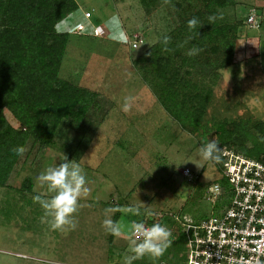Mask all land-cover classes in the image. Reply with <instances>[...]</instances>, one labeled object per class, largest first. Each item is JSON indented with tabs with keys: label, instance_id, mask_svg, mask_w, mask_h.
<instances>
[{
	"label": "rangeland",
	"instance_id": "1",
	"mask_svg": "<svg viewBox=\"0 0 264 264\" xmlns=\"http://www.w3.org/2000/svg\"><path fill=\"white\" fill-rule=\"evenodd\" d=\"M176 1L183 7L200 5L195 0L170 4L149 0L145 9L141 0H77L78 9L60 30L80 24L87 30L98 28L101 36L70 34L59 77L95 93L99 105L82 127L60 132L55 147L27 142L7 186L0 188V264H125L133 255L135 218L145 221L149 211L155 218L210 216V203L203 194L220 177L219 169L200 156L201 137L165 111L146 53L175 27ZM86 12L90 19L84 18ZM253 14L258 30L246 23ZM113 15L131 40L135 36L142 40L136 48L107 34ZM221 15L225 24L243 22L231 64L219 70L218 77L202 76L196 69L190 80L207 97L204 121L236 122L258 135L257 125L264 124V0H234ZM125 97L132 98L127 113L122 110ZM5 116L18 126L7 111ZM216 138L211 132L206 142ZM242 140L251 147V138ZM64 156L81 164L90 189V195L80 200L75 230H53L42 223L43 210L33 201L46 191L37 180L39 174L63 162ZM184 169L196 177L194 182L184 179ZM25 179L32 183L29 192L21 189ZM131 208L141 214L134 215ZM117 212L123 234L109 243L103 221L113 220Z\"/></svg>",
	"mask_w": 264,
	"mask_h": 264
},
{
	"label": "trees",
	"instance_id": "2",
	"mask_svg": "<svg viewBox=\"0 0 264 264\" xmlns=\"http://www.w3.org/2000/svg\"><path fill=\"white\" fill-rule=\"evenodd\" d=\"M148 1L141 0L145 9L150 7ZM195 1L200 4L198 8L194 7L195 4L183 7L180 1L175 3L176 25L166 34L171 37L169 47L173 51H162L160 41L163 35L146 52L147 55L151 53L147 59L156 83L160 84L159 96L164 109L179 123L186 124L193 135L200 136L201 145L212 132L216 134L215 141L221 149H232L246 158L258 160L264 155V124L257 125L255 132L258 135L242 130L236 122L221 120L209 124L203 120L207 97L202 96L198 84L190 80L196 69L202 76L218 77V71L231 64L234 41L243 22L231 25L217 19L209 24L210 15L222 16L221 12L232 7L234 0ZM77 9V0H0V188L7 186L21 158L12 151L13 148L25 149L29 140L40 147H55L60 132L82 127L93 111L91 109L99 105L95 93L59 77L69 34L59 31L57 26ZM193 17L203 25L196 29L199 33L196 39L185 44L187 37L193 34L187 27L188 20ZM193 46L202 51L195 56L187 55ZM5 111L16 121L17 127L9 123ZM247 136L251 138L248 140L251 147L242 140ZM211 162L220 170L223 164L221 153L219 161ZM184 179L191 183L196 177L192 181ZM214 182L220 185V196L215 200L213 213L219 215L228 208L229 187L220 178ZM31 184L25 179L21 189L29 192ZM206 196L207 190L203 198ZM184 216H148L145 221L133 218L148 227L154 223L166 226L173 241L162 257L145 255L134 260L133 264H186ZM119 217L117 212L113 221L117 222ZM203 219L192 221L199 223ZM114 239L115 236L110 234L109 243Z\"/></svg>",
	"mask_w": 264,
	"mask_h": 264
},
{
	"label": "built area",
	"instance_id": "3",
	"mask_svg": "<svg viewBox=\"0 0 264 264\" xmlns=\"http://www.w3.org/2000/svg\"><path fill=\"white\" fill-rule=\"evenodd\" d=\"M84 18L90 19L91 14L84 13ZM246 23L253 30L260 25L254 14ZM72 31L99 36L98 28L87 30L80 24ZM141 42L135 36L128 39L127 45L134 49ZM221 157L219 178L229 187V205L222 214L213 213L220 196V185L213 182L205 198L210 203V216L199 223L184 217L186 264H264V155L254 160L232 149H222ZM182 175L188 181L194 179L189 169H184ZM132 237L136 239L133 232Z\"/></svg>",
	"mask_w": 264,
	"mask_h": 264
},
{
	"label": "clouds",
	"instance_id": "4",
	"mask_svg": "<svg viewBox=\"0 0 264 264\" xmlns=\"http://www.w3.org/2000/svg\"><path fill=\"white\" fill-rule=\"evenodd\" d=\"M165 4H170L171 0H163ZM174 7V6H173ZM222 16L210 15L208 17L209 24L215 23L217 19H222ZM107 25L111 31V39L117 43H128V36L122 26V22L117 15L111 16ZM203 24L198 18L193 17L188 20L187 27L193 34L188 36L185 44L195 40L199 33L196 31ZM162 51L171 52L173 49L169 47L171 37L165 35L160 41ZM181 47L183 45H180ZM202 49L193 46L188 50L187 55H198ZM151 55V53H148ZM131 97H125L122 110L129 112L131 110ZM17 155H23L25 149L17 147L12 149ZM222 149L217 141L209 140L202 144L199 153L204 161H219ZM83 159V158H82ZM39 184L46 188V191L33 197L34 203H38L42 210V223H48L53 230H75L78 226L76 215L81 207L80 200L90 195V189L86 186L87 179L83 173L80 163L69 161L64 156L63 162L57 166L48 167L41 172L37 177ZM134 215H140L138 208L129 209ZM149 216L152 213H147ZM109 234L120 237L122 233L121 225L113 221L111 218H106L102 225ZM131 230L136 236V239L131 241V252L133 255L126 258L125 264H133L134 260L142 259L145 255L152 258H160L166 250L171 246L172 240L171 231L160 223H154L151 227H147L143 222H133ZM139 240V242H137Z\"/></svg>",
	"mask_w": 264,
	"mask_h": 264
},
{
	"label": "crops",
	"instance_id": "5",
	"mask_svg": "<svg viewBox=\"0 0 264 264\" xmlns=\"http://www.w3.org/2000/svg\"><path fill=\"white\" fill-rule=\"evenodd\" d=\"M67 19H65L64 21H62L57 27H59L58 29H59V31H61L60 30V27H62V28H64L65 26H64V22L66 21ZM78 25V24H77ZM74 28V27H73ZM88 30H90V29H88ZM99 30V29H98ZM61 32H67L69 35L70 34H76L75 32H73L72 31V29L71 30H67V28H66V30H62ZM107 34L109 35V36H111V31L109 30L108 32H107ZM76 35H78V36H83V37H92V38H98L99 36H101V33H100V30H99V36H93V35H79V34H76ZM127 47H130V46H128V45H126Z\"/></svg>",
	"mask_w": 264,
	"mask_h": 264
}]
</instances>
